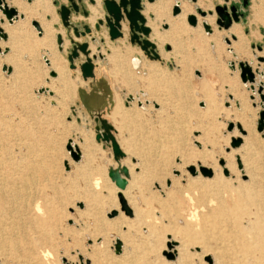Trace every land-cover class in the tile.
<instances>
[{
    "label": "rangeland",
    "instance_id": "obj_1",
    "mask_svg": "<svg viewBox=\"0 0 264 264\" xmlns=\"http://www.w3.org/2000/svg\"><path fill=\"white\" fill-rule=\"evenodd\" d=\"M5 1L18 15L8 23L0 12L1 22L9 26L14 23V34L21 33L23 37L13 43L5 31L6 39L0 38V181L7 188L6 204L11 202V209L3 214V222H11V233L26 231L32 235V224L46 217L47 206L60 217L59 224L53 225L50 244H29L34 258L43 247L48 256L42 264H175L173 247L178 239L185 240L193 253L219 248L228 239L230 222L215 223L209 218L202 223L200 216L210 211L209 207L216 206L220 198L235 199L239 189L230 186L219 189L218 199L211 188L200 187L197 184L200 181H211L214 167L220 169L218 175L229 184L251 185L264 204V144L257 145L260 178L255 177L254 182H249L243 171L239 151L242 136L248 129L264 141V129L257 130L258 113L264 108V101L260 106L257 85L262 82L264 94V76L256 74L254 90H251L248 83L241 82L237 66L238 61H247L252 68L257 67L261 72L264 69V61L257 60L258 56L264 58V20L253 18L251 8L252 4L261 3L264 7V0H247L246 6L242 5L243 0H155L151 3L145 0L141 13L146 23L155 21V28L163 32L169 29V24L155 18L152 11L144 12L145 4L166 3V12L171 18L180 16L183 4L191 7L183 15L182 25L194 31L182 36V49L175 56L168 43L158 44L160 60L149 59L137 45L128 43L126 27L124 37L116 42L109 40L104 28L98 31L92 28L95 39L104 38L105 43L88 38L90 53L102 54L103 59L97 61L110 68L118 86L111 115L114 122L117 120V138L126 153L121 163L128 168L127 184L122 190L107 176V166L117 165L108 155L110 152L96 144L93 132H85L77 125L70 111L76 97L75 91L72 94L75 79L66 59L69 43L66 30L54 11L58 0L55 5L52 0H42L43 9H39L35 0H20L32 8V14L26 19L24 12L10 4L11 0ZM94 1V5L88 0L82 1L89 15L84 17L78 13L71 21L93 25L102 18L100 0ZM216 4H235L242 11L243 17L232 22L239 28L237 33L230 32V26L224 29L215 23ZM173 5L179 9L175 16ZM196 8L206 14L201 15ZM35 9L38 14H34ZM209 10L211 14L207 13ZM190 14L196 19L194 26L187 22ZM209 15H213L210 23L206 20ZM31 21L37 22L41 35ZM197 24L199 27L194 29ZM57 33L64 40L61 52L57 49ZM199 35L205 37L203 43L198 41ZM114 52L122 54L125 62L116 71L110 59ZM51 53L56 58L55 65L65 66L64 76L69 86V93L65 95L57 92V71L45 64L44 58L49 62ZM131 53L140 59L136 68L130 63ZM2 66H9L10 73L3 71ZM51 70L56 74L54 77L49 76ZM161 73L169 77H159ZM128 94L133 99L126 106ZM236 139H240V144L232 147ZM69 140L82 154L78 162L70 158L66 149ZM226 157L238 174L229 173ZM15 165L23 172L16 171L18 178L13 180L7 169ZM201 168L209 169L211 176L202 175ZM132 175L136 176L132 178L134 181L130 180ZM23 183L28 186V195L21 196L17 187ZM119 193L126 208L127 201L134 202V206L127 208L130 214L121 206ZM113 210L116 213L111 215ZM260 212L264 217V208ZM247 217L254 219L253 215ZM260 225L264 227L263 220L256 226ZM117 240L119 253L115 250ZM193 257L192 264H211L208 253Z\"/></svg>",
    "mask_w": 264,
    "mask_h": 264
},
{
    "label": "bare ground",
    "instance_id": "obj_2",
    "mask_svg": "<svg viewBox=\"0 0 264 264\" xmlns=\"http://www.w3.org/2000/svg\"><path fill=\"white\" fill-rule=\"evenodd\" d=\"M35 1H36L35 3H39L38 4L39 9L44 8V6L41 4L42 0H35ZM10 2H11L10 4L16 5L19 11L25 13V19L28 18L29 14H32V8L30 5H27L24 2H21L20 0H11ZM0 6L1 8H3L4 6H7L8 8L12 7L11 5L7 4L5 0L0 1ZM182 8L183 9L180 16L174 15L175 17L171 18L166 12L167 10L166 3L162 1H158L155 6H153L152 4H145L144 6V12L152 11L154 13L155 18H159V20L164 19L169 24V29L163 32V31H158L155 28L156 25L155 21H150L149 24L146 23V25L150 28V33L152 32V35L149 34V39L152 42H154L153 40H155L156 43L155 42L154 43L155 45L157 44L156 48H158L157 47L158 44H161L163 42L168 43L169 46L171 47V51L174 53V56L175 54L179 53L182 49L181 48L182 36L194 31L193 29L186 28L182 25L183 24L182 17L185 14V12L191 10V7L187 4H183ZM251 8H252L253 18H255L257 21L259 20L263 21L264 7L262 6V3L252 4ZM33 12L34 14L39 13L38 11H36V9L33 10ZM20 15L21 13L19 14V16ZM206 17H207L206 18L207 22L209 23L212 22L213 15H209ZM92 18L94 17L92 16ZM197 22L199 23L200 21L198 20ZM14 26H15L14 23L9 26L6 24L5 21L1 22L0 19V27L2 28L3 32L8 31L9 40L10 42L12 41L13 43L15 40H19L23 37V34L21 33L14 34L15 33ZM122 27L124 30L125 25H122ZM198 27L199 26L197 24V27L194 29H197ZM238 29H239L238 26H235L233 23H231L229 28L230 32L237 33ZM213 36H217V35H213ZM204 40L205 37L203 35L198 36L199 42L203 43ZM90 47L91 46L89 44L88 48L91 52ZM98 53L97 54L93 53V54L98 55ZM135 53L138 52L136 51ZM93 54L90 53L89 55L91 56ZM112 55L113 56L110 59L114 61L112 67L113 71L120 70V67L121 66L123 67L124 66L123 63H125L123 55L118 52H114ZM162 55L164 57L167 56V54H163V53ZM50 57H51L49 59L50 67L54 68L59 76V79L57 80V82H55L57 86V92L58 94L60 93L62 95H65L66 92L69 93L68 90L69 86L67 85V81L64 76L65 66L64 65L62 66L60 64L55 65L54 59L56 60V58L53 57L52 53ZM130 59H131L130 63L132 67L138 66L137 64L139 63L140 60L138 57H136L131 53ZM159 77H169V75H166L165 73H161ZM175 84H178V86H180L179 81L178 82L176 81ZM87 102L88 105H90L91 109H94L95 107H98L100 105V103H93L91 100ZM258 144H264V141L260 140L258 135L255 134L251 129H248L246 134L242 136V143L239 146V151L242 157L241 159L243 162V171L248 175L249 182L250 181L254 182L255 177L256 180L260 178V169L257 163L260 157L258 153H256ZM17 165L21 166L20 164ZM226 165L229 167V173L232 174L239 173L232 168L230 158L226 157ZM219 170H220L219 168L214 167L211 181L209 182L200 181L197 184H200V187H203L205 190L211 188V191L217 195L218 199H219L218 195L220 194L218 192L219 189L226 190L227 187L229 186L231 189L237 187L239 189V192L235 191L237 192V194L235 195V199H231L228 196H226V198L224 197L220 198L221 200L215 203L216 206L209 207L210 211L206 212L205 214H201L200 220L202 221V223L207 222L209 218H211L213 222L215 221L217 222L221 220L230 222L231 229L229 230L228 239H226L222 243V245L217 249H211V250L207 249L208 252L204 249H200L197 253L195 252L193 253L189 250L185 240L178 239L177 244L173 247V250L175 251V260H174L175 264H192L193 262L192 260L194 258L193 255L195 254L201 255L206 253H208L211 257V264H264V227L262 225L256 226L259 223V221L261 220L264 221V217L260 212V210L264 208V204L261 201V197L259 196L258 193L254 191V188H252L251 185L248 184L242 185L239 184L238 182H236L235 185H232L231 183L229 184V182L225 181L222 177L218 175ZM7 171H8V176L10 175L13 180L18 178V176H16L15 174L16 171H19L21 173L23 172L21 168H16V165L9 167ZM24 172L28 173L27 170H24ZM134 177L136 178V176L132 175L130 180H133ZM4 184H5L4 182L0 181V262L3 264L6 263L42 264L43 260L46 259V257L48 256V251L46 249L42 250L43 248L42 247L40 250H38V252H40L39 256L37 258L36 257L34 258V256L31 255L32 248L30 247L29 244L31 243L33 245V243H35L36 246L50 244L51 241L50 236L54 230L53 225L55 224V222L59 224L60 217L57 214L51 213V210L47 206L46 217L44 219H39L36 225L32 224L31 227L32 235H30L26 231L11 233V228L9 227V224L11 222L10 221L5 223L3 222V214L11 209L10 207L11 202L9 203V205L6 204L7 200L4 194L7 192V188L3 187ZM129 187L130 185L128 181L127 189H129ZM27 188H28L27 184L23 183L22 185L17 187V192L21 196H24L25 194L28 193ZM35 196H36V192L34 191L33 197ZM45 201L48 202V198H45ZM243 201L246 202V204L248 205L247 207L244 205ZM126 205L127 208H131L132 205L134 206V202L130 200L129 203L127 201ZM207 206H209V204H207ZM248 215H253L254 219L251 220L250 219L251 216L247 217ZM4 218H7V215H4ZM99 222L103 224L102 219H99ZM215 223H209L207 225H214ZM4 225H8V226H4Z\"/></svg>",
    "mask_w": 264,
    "mask_h": 264
},
{
    "label": "water",
    "instance_id": "obj_3",
    "mask_svg": "<svg viewBox=\"0 0 264 264\" xmlns=\"http://www.w3.org/2000/svg\"><path fill=\"white\" fill-rule=\"evenodd\" d=\"M1 1V0H0ZM29 1V0H28ZM90 4L94 5V0H88ZM147 2L151 3L155 0H146ZM53 4H56L55 0H52ZM82 0H67V3L59 4L56 8V14L60 18V22L62 27L66 30V37L68 39L69 45L66 50V59L68 61V67L70 69L78 68L81 73V77L86 80L87 78H91L94 81L89 84L93 92L99 86H102L103 93L108 94V87L103 85V81L107 83L108 77L106 76L105 72H102L101 78L96 81L94 68L95 62L97 58L103 59L101 53L98 55H89V41L84 39L82 41H78V38H82L85 36H89L91 41H95V37L92 34V28L96 31L100 30L101 27H104L108 38L110 41H114L118 38L124 37V30L122 25H125L127 28V40L131 45H137L143 53L152 60H160V55L156 49V45L149 39L150 28L146 25V18L142 15V7H143V0H101L100 5L103 10L102 18H98L93 25L88 23H81V25L74 23L71 21V14L81 13L84 17L89 15L88 9L82 4ZM243 5L247 4V0H243ZM0 10L5 17V19L10 23L16 17L17 12L15 8L4 6ZM179 11L177 5H173L172 7V15L177 14ZM196 11L201 15H205L206 13L199 8H196ZM214 11L216 13L215 23L219 26V28H228L232 22H238L241 17H243V13L241 10L237 8L235 4L229 5H220L216 4L214 6ZM211 14L212 11L209 10L207 12ZM22 16V15H20ZM187 22L190 25L196 24V19L193 14L188 15ZM31 25H33L38 30V35H41V30L36 21H31ZM166 26V25H164ZM205 29L207 31L210 30L209 26L204 23ZM72 32L73 35L70 34ZM7 35L3 32L2 28L0 27V38L6 39ZM232 39H235L234 35H231ZM76 38V39H75ZM56 44L58 51H62L63 46V37L60 33L55 35ZM103 38H100V42H103ZM226 42L229 43V40L226 39ZM258 50H261L260 46H256ZM99 50V47L97 48ZM82 55V59H81ZM257 60L259 62H263L264 58L262 56H258ZM45 64L49 65L47 58H44ZM239 69V78L243 84H249L250 89L254 90V83L256 74L263 76V71L261 72L257 67L252 68V66L247 61H238L237 63ZM231 68L234 69V64H231ZM2 70L10 73L11 68L9 66H2ZM56 74L53 70L49 71V76L54 77ZM46 92L51 93L48 91V88L45 89ZM79 96L81 105L86 106L90 118L94 122V132H95V140L96 142L101 143L102 149L109 148L111 151L112 159L116 162V166L109 164L106 168L108 178L114 183V185L118 189H123L127 184L126 176L128 174V168L126 165L121 163V160L126 156V153L121 149L119 146L118 141L116 140L115 136L113 135V127L110 122L102 117L104 112H108L112 106L113 98L109 92V101L110 103L101 104L94 109L90 108L88 105V98L82 93V90L79 89ZM257 93L259 94L260 98V106L262 105L261 102L264 101V94L262 93V82L259 81L257 85ZM86 99V100H85ZM133 97L128 95L126 97V103L131 101ZM138 106H141V102H137ZM100 107V108H99ZM73 110V108H72ZM259 119L257 121V130L261 131L264 129V108L260 109L259 111ZM240 144V139L233 140L231 143L232 147H236ZM66 149L69 152L70 158L74 162H78L81 159V152L76 145H72L71 141L69 140L66 144ZM65 169L68 168L67 163H64ZM190 171L194 174V170L191 167ZM202 175L204 176H211V171L209 169L201 168L200 169ZM121 206L125 207L124 199L122 198L121 193L118 194ZM126 208V207H125ZM116 210H113L111 215H114ZM126 214H130L129 209H125ZM116 253L120 252V241H116L115 246Z\"/></svg>",
    "mask_w": 264,
    "mask_h": 264
},
{
    "label": "crops",
    "instance_id": "obj_4",
    "mask_svg": "<svg viewBox=\"0 0 264 264\" xmlns=\"http://www.w3.org/2000/svg\"><path fill=\"white\" fill-rule=\"evenodd\" d=\"M82 1L83 2H86V0H82ZM144 1L145 0H143V4H144ZM62 3L66 4V0H58L57 4L55 6V10H54L55 13H56V8L58 7V5L59 4H62ZM77 14H71V19H73V16H75ZM58 18H59V16H58ZM59 20H60V18H59ZM102 28H104V27H102ZM91 35L94 37V31L93 30H92V34ZM88 38H90V37L89 36H85V37H82V38H78L77 40L78 41H82L84 39H87L88 40ZM119 39H122V38H119ZM119 39H116V40L111 41V42H116ZM104 41H105V39H104ZM104 41L102 43H105ZM94 42L95 43L96 42H100V38L95 39ZM68 45H69V43H68ZM98 47L100 49V46H97L96 48H98ZM82 58L83 57L81 55V59ZM97 60L100 61V59L97 58L96 60H94V62H95V68H94L95 80L98 81L101 78V76H102V72H105L106 76L108 77V80H107V83H105L103 81V85H106L108 87V94L103 93L102 86H99V88H96V90L93 92V89H91V87L89 86V84L92 83L94 80L91 79V78H87L86 80H84L81 77V73H80V70L78 68L70 69L68 67L69 70H71V72H72V76H73L72 78L75 79V87H74V89L72 91V94H73L74 91H75V94H76V97L74 99V102L70 106V111H71L72 115L74 116L77 125L81 129H83L85 132H93V134H94V140H95V132L93 130V128H94V122L90 118L86 106L81 105V101H80V96H79V91L78 90L81 89L82 90V93L86 96V98H88L89 101L91 100L93 103H100V105L101 104L104 105L106 103H110V101H109V92H110V94L112 95V98H113V103H112V106H111L110 110L108 112H104L102 114V117L105 118V119H107L110 122V124L113 127L112 133L115 136V138L118 141V143L120 144V142H119V140L117 138L118 137L117 120H116V122H114V120L112 119V115H111L112 114V111H113V109L115 107L117 98H118V90H117L118 86L114 83V80H113L112 75H111V72H110V68H108L103 63H100ZM128 95H130V94H128ZM124 104H126V106H127L130 103H126V101H125ZM153 104H154V106L157 105L156 103H153ZM72 108H73V110H72ZM127 108H129V107H127ZM116 119H117V115H116ZM80 140L82 141L81 138H80ZM95 142H96V140H95ZM96 144H98V145L100 144V147H101V143L100 142L99 143L96 142ZM101 149H102V147H101ZM121 149H122V146H121ZM103 150L104 151L106 150V151L110 152V154L108 153V155L112 157L111 151H110L109 148H106V149H103ZM81 156H82V154H81Z\"/></svg>",
    "mask_w": 264,
    "mask_h": 264
},
{
    "label": "flooded vegetation",
    "instance_id": "obj_5",
    "mask_svg": "<svg viewBox=\"0 0 264 264\" xmlns=\"http://www.w3.org/2000/svg\"><path fill=\"white\" fill-rule=\"evenodd\" d=\"M242 2H243V1H242ZM242 2H241V3H242ZM242 5H243V3H242ZM246 5H247V4H246ZM246 5H243V6H246Z\"/></svg>",
    "mask_w": 264,
    "mask_h": 264
}]
</instances>
